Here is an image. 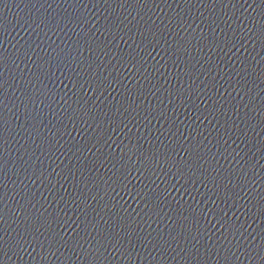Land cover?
I'll list each match as a JSON object with an SVG mask.
<instances>
[{"label":"water","instance_id":"water-1","mask_svg":"<svg viewBox=\"0 0 264 264\" xmlns=\"http://www.w3.org/2000/svg\"><path fill=\"white\" fill-rule=\"evenodd\" d=\"M0 264H264V0H0Z\"/></svg>","mask_w":264,"mask_h":264}]
</instances>
